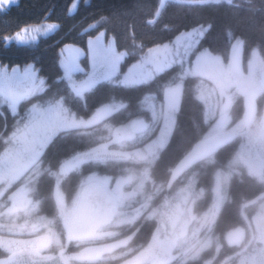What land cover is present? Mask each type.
I'll return each instance as SVG.
<instances>
[{"label":"rangeland","instance_id":"374dc122","mask_svg":"<svg viewBox=\"0 0 264 264\" xmlns=\"http://www.w3.org/2000/svg\"><path fill=\"white\" fill-rule=\"evenodd\" d=\"M17 1L0 0V9L14 5ZM54 29V25L51 24L32 27L11 40L22 44L28 43L39 36L49 34ZM203 33V28H194L181 33L173 41L148 50L139 61L128 66L124 73L118 71L123 55L115 50L113 41L104 37L102 33L88 41L85 56L80 49L71 46L62 48L59 54L63 79L70 89L71 85L80 84L93 69L101 64L107 66L103 80L123 86L145 83L166 69L179 65L177 81L165 89L162 103H156L151 96L144 99L143 107L150 115L153 124L150 131L147 132L148 122L142 117L134 118L112 129L106 124L101 125V128L106 131L103 134L105 140L103 139L95 147V151L124 154L134 164L133 171L116 178L87 173L79 179L77 187L91 183L102 186L115 200L117 209L114 211L118 215L114 224L122 225L126 222L120 218V214H131L132 216L128 218L132 219L136 218L138 213L146 212L150 219L154 218L157 221V235L161 237L170 235L172 238L169 239L175 243L178 241L181 247L178 249L180 258L187 257L195 261L211 259L213 250L216 253L217 248L221 246L220 237L213 236L212 224L225 200V188L230 176L237 173L241 166L256 181L264 184V84L261 81V75L264 72V56L260 54L257 47H252L244 53L243 44L239 40L233 41L225 60L204 49L197 51L196 46ZM82 57L86 59V63L82 62ZM26 66L31 69L28 78L20 80L5 78L0 82L1 102L13 113L19 110V103L39 94L45 87L43 78L39 76L32 64L19 66L20 71L23 72ZM3 67L0 65V68ZM13 68L7 66L8 72L11 73ZM186 77L200 78L195 92L196 97L203 103L206 118L211 124L208 136L239 130L244 118V98L252 96L257 99L256 115L247 132L240 136L234 156L227 165L228 171L214 174L211 187L212 202L200 213L195 211V202L204 194L205 189L196 190L193 172H189L182 178L172 196L167 198L163 205H159V208L154 204L151 205L155 197L151 198V194L146 193V187H144V181L152 182L149 168L159 151L166 145L173 129L182 81ZM79 95L83 96V94ZM236 101L242 105L240 112L237 113L238 119L232 112ZM118 109V104L106 103L96 108L88 118H81L64 106L60 100L53 101L48 98L44 103L25 107L23 113H16L18 121L12 133L3 138L4 143L0 149V198L6 197L9 202V205L3 209L1 206L5 204H0V248L5 254L6 251L17 253L23 247L42 249L46 241L45 233L49 227V220L50 222L52 220L46 219L39 213V199L34 200L31 193L34 191L33 184L38 175L33 172L34 168L50 141L60 132H94L104 118ZM155 126L157 133L153 137L143 145L133 147L135 142L139 143L150 137ZM99 136L100 134L94 135V137ZM70 161L71 157L61 163L59 167L61 176L56 179L52 194L56 203V213L63 211L66 217L71 216L73 212L71 207L74 206V197L79 188H76L75 196L67 203L59 185L63 176L73 171L78 173L81 169V163L70 164ZM72 176V178L75 177ZM239 207L246 219L254 218L257 227L259 223L258 231H254L253 236L255 239L264 241V198L253 205L247 207L239 205ZM93 215L86 209L84 216L78 220L75 227H90L100 218L98 213ZM159 224L162 225V229ZM236 228L237 226L231 227L224 235ZM47 233H53L52 229L49 228ZM247 238L246 231L244 242ZM160 243L168 245L169 240L161 242L152 240L149 243V250L155 252L159 249ZM210 249L213 252L209 256L207 253ZM223 256L224 254L221 258ZM259 257L261 261L264 260V251Z\"/></svg>","mask_w":264,"mask_h":264},{"label":"trees","instance_id":"16d2710c","mask_svg":"<svg viewBox=\"0 0 264 264\" xmlns=\"http://www.w3.org/2000/svg\"><path fill=\"white\" fill-rule=\"evenodd\" d=\"M159 1L18 0L14 5L0 9V65L15 67L32 64L45 85L39 94L19 103L17 114L23 113L25 107L44 103L48 98L53 101L60 100L81 118H88L96 108L106 103L119 105V109L104 118L94 132H60L42 152L33 171L38 175L31 194L34 200L39 199V213L46 219H55L56 203L52 194L56 179L61 176L59 167L63 160L70 157L72 159L82 152L95 151V147L105 140L103 134L106 131L101 128L102 124L112 129L134 118L142 117L148 122L147 132L150 131L153 124L143 107L144 99L151 96L156 103H162L165 89L177 81L180 70L179 65H174L149 81L133 86L105 82L102 79L81 97L64 82L59 56L62 48L76 47L85 56L88 41L102 33L104 37L113 41L115 50L123 55L118 71L124 73L128 66L139 61L148 50L173 41L181 33L203 28L204 33L198 40L197 51L204 49L225 60L233 41L239 40L243 44L244 53L252 47H257L264 56V0L210 2L167 0L156 17ZM44 24L54 25L55 29L28 43L22 44L11 40L29 28ZM81 60L84 63L86 59L82 57ZM199 81V77L183 79L173 129L166 145L159 151L149 168L152 182L144 181L146 193L151 194V198L155 197L151 205L154 204L158 206L157 208L172 196L182 178L193 172L196 190L205 189L204 194L196 199L195 211L200 213L207 209L212 202L211 187L214 174L228 171L227 165L237 149L240 136L195 164L170 187L167 186L172 168L197 142L207 136L211 127L205 115L204 105L196 97L195 88ZM238 102L234 103L232 111L237 119L239 118L237 113L242 106ZM16 113L11 112L0 99V149L4 143L3 138L12 133L18 121ZM98 130L100 136L94 137L95 134L99 135ZM156 131L155 126L150 137H145L146 139L139 143L135 142L133 147L143 145L157 133ZM133 169L134 164L127 157L88 160L81 163L80 172L73 171L74 173L63 176L59 187L69 202L77 191L79 179L83 175L89 173L116 178ZM137 171L139 173L138 167ZM72 175L75 177L72 178ZM262 191L264 184L256 181L241 166L237 173L230 176L225 188V200L212 224L213 236L220 237L221 243H218L221 246L224 247V233L244 222L239 205L243 206ZM1 203L5 204L1 209L9 205L7 198L3 196L0 198ZM155 227L156 219L147 220L146 239ZM213 251L210 249L207 255L210 256ZM3 255L4 251L0 248V257Z\"/></svg>","mask_w":264,"mask_h":264},{"label":"flooded vegetation","instance_id":"af4514ba","mask_svg":"<svg viewBox=\"0 0 264 264\" xmlns=\"http://www.w3.org/2000/svg\"><path fill=\"white\" fill-rule=\"evenodd\" d=\"M71 209V216L66 217L63 211H59L54 220H49L42 249L23 247L17 253L6 251L0 257V264H8L15 257L20 259L21 264H52L51 260L59 253L56 264H264V260L261 261L259 257L264 251V241L253 236L260 226L258 223L257 227L254 218H243L244 226H237L223 235L224 247H218L216 253L214 250L211 259L197 262L187 257L181 259L178 241H171L170 235H157V227L152 229L146 239L145 224L150 217L144 211L132 219L128 218L131 214H120V218L126 222L122 225L114 224L118 215L114 211L117 209L115 200L100 185L91 183L79 186ZM86 209L92 215L98 213L99 220L90 227L76 228L75 225L84 216ZM159 226L162 229V225ZM49 228L53 233H47ZM246 231L248 238L244 242ZM152 240H169V243H160L159 249L151 252L149 243ZM220 250L222 252L219 255ZM162 255H169V258L159 261L157 257Z\"/></svg>","mask_w":264,"mask_h":264},{"label":"water","instance_id":"95a60500","mask_svg":"<svg viewBox=\"0 0 264 264\" xmlns=\"http://www.w3.org/2000/svg\"><path fill=\"white\" fill-rule=\"evenodd\" d=\"M167 0H160L159 7L156 13V17L162 11L163 5ZM107 71V66L102 64L97 66L90 72L86 78L77 85H72L73 91L76 93H85L91 88H93L97 83H99L102 78L104 77ZM261 81L264 84V72L261 75ZM255 102L253 101L252 97H247L244 100V111H245V121L242 128L237 132H227V133H216L209 138L199 141L196 143L192 149L176 164V166L171 171V176L168 182V187H170L176 180L179 179L181 175H183L188 169L194 166L196 163L201 161L202 159L206 158L207 156L213 154L223 146L227 145L231 142L236 136L239 134H243L247 131L253 117L255 114ZM108 158H117L113 155H100L97 153H84L79 154L73 158V162L76 160L80 161H88V160H95V159H108ZM264 198V192H261L251 201L247 202L244 206H250L255 204L257 201ZM60 253L51 260L52 264H56ZM159 261L167 260L169 255H162L157 257ZM20 259L15 257L13 260L9 261L8 264H21ZM39 264H44V262H39Z\"/></svg>","mask_w":264,"mask_h":264},{"label":"snow or ice","instance_id":"6c2138e0","mask_svg":"<svg viewBox=\"0 0 264 264\" xmlns=\"http://www.w3.org/2000/svg\"><path fill=\"white\" fill-rule=\"evenodd\" d=\"M31 69L29 67H25L23 72L20 71L19 65L15 66L11 73L8 72L7 66L0 68V82H2L5 78L10 80H20L24 78H28L30 75Z\"/></svg>","mask_w":264,"mask_h":264}]
</instances>
